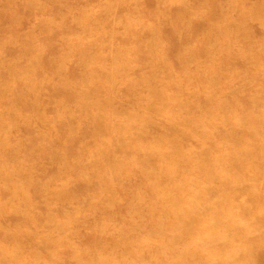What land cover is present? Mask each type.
<instances>
[{
	"label": "rangeland",
	"instance_id": "1",
	"mask_svg": "<svg viewBox=\"0 0 264 264\" xmlns=\"http://www.w3.org/2000/svg\"><path fill=\"white\" fill-rule=\"evenodd\" d=\"M256 5L0 0V264H264Z\"/></svg>",
	"mask_w": 264,
	"mask_h": 264
},
{
	"label": "bare ground",
	"instance_id": "2",
	"mask_svg": "<svg viewBox=\"0 0 264 264\" xmlns=\"http://www.w3.org/2000/svg\"><path fill=\"white\" fill-rule=\"evenodd\" d=\"M260 2H261V3H264V0H260ZM259 5H260V4H259ZM259 5H256L257 9H262V7L264 8V6H259ZM253 10H254L253 8H251V9L249 10V12H250L249 14H250V15H253V14H252ZM251 20H252V19H251Z\"/></svg>",
	"mask_w": 264,
	"mask_h": 264
}]
</instances>
